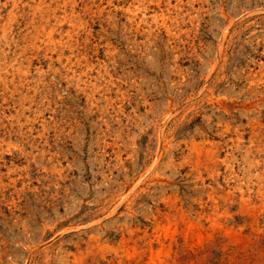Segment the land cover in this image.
I'll return each mask as SVG.
<instances>
[{"label": "rangeland", "instance_id": "374dc122", "mask_svg": "<svg viewBox=\"0 0 264 264\" xmlns=\"http://www.w3.org/2000/svg\"><path fill=\"white\" fill-rule=\"evenodd\" d=\"M0 264H264V0H0Z\"/></svg>", "mask_w": 264, "mask_h": 264}]
</instances>
